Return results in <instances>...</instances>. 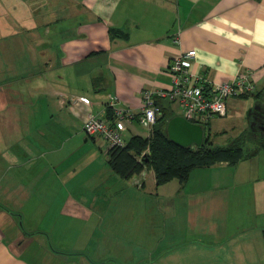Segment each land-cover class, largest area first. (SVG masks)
<instances>
[{
  "label": "crops",
  "instance_id": "crops-1",
  "mask_svg": "<svg viewBox=\"0 0 264 264\" xmlns=\"http://www.w3.org/2000/svg\"><path fill=\"white\" fill-rule=\"evenodd\" d=\"M75 2L80 19L68 23L32 7L18 18L24 32L0 47V264L149 262L156 252L143 250L141 225L130 230L115 218L116 203H136L145 189L112 170L108 143L83 131L88 116L109 119L112 104L138 114L143 92L168 90L170 63L193 49L201 77L220 84L250 73L264 87V0ZM239 98L227 101V112ZM191 179L178 182L194 199L201 192ZM171 212L172 227L181 228ZM206 236L188 235L189 249L198 262L221 263L200 244Z\"/></svg>",
  "mask_w": 264,
  "mask_h": 264
},
{
  "label": "rangeland",
  "instance_id": "rangeland-1",
  "mask_svg": "<svg viewBox=\"0 0 264 264\" xmlns=\"http://www.w3.org/2000/svg\"><path fill=\"white\" fill-rule=\"evenodd\" d=\"M75 1L15 0L16 9L13 12L12 0H0V47L6 48L3 44L9 41L13 44L14 34L24 32L23 22L18 24V18L32 14V7L37 9L38 16H64L61 17L64 23L73 18L80 19L82 11ZM250 104L252 100L248 102L239 98L228 112L211 120L205 128L212 146H232L244 135L249 125ZM124 125L126 143L134 136L145 138L149 135L148 128L138 120H125ZM154 175V171L148 169L145 187L140 188L134 178L127 180L119 177L127 180L132 188H144L145 193L136 203L115 205L120 208L115 212L119 225L130 230L134 224L141 225L143 250L151 247L156 252L149 262L144 261L143 264H206L197 261L199 253L189 249L193 245L188 243V235L203 232L207 236L200 244L202 247L207 244L209 255L218 252L221 262L218 264H264V152L236 164L217 163L191 174L192 191L198 188L201 192L194 199L185 198V188L177 179L158 186ZM78 191L82 193L80 187ZM172 210L181 221V228L172 227L169 220V216L174 215ZM46 217H40L42 224L49 221L50 217ZM152 221L156 224L154 229ZM214 245L217 247L213 248ZM176 256H179L180 262Z\"/></svg>",
  "mask_w": 264,
  "mask_h": 264
},
{
  "label": "trees",
  "instance_id": "trees-1",
  "mask_svg": "<svg viewBox=\"0 0 264 264\" xmlns=\"http://www.w3.org/2000/svg\"><path fill=\"white\" fill-rule=\"evenodd\" d=\"M249 96L252 98L248 114L249 125L244 135L232 146H212L207 130L201 147H182L174 143L169 139L166 127L171 118L181 113L173 110L171 102L163 105L162 101L158 100L162 114L149 135L145 138L134 136L124 146L111 147L108 163L119 177L127 180L142 174L146 169H152L158 186L174 179L184 186L192 172L197 169L212 167L217 163L236 164L241 160L253 158L264 152V87L240 98ZM108 113L109 119L114 122V111L109 108ZM211 120L203 126H209ZM245 140L246 143H243ZM147 151L149 153H145ZM140 156L142 161L139 160ZM142 186H145V182Z\"/></svg>",
  "mask_w": 264,
  "mask_h": 264
},
{
  "label": "built area",
  "instance_id": "built-area-1",
  "mask_svg": "<svg viewBox=\"0 0 264 264\" xmlns=\"http://www.w3.org/2000/svg\"><path fill=\"white\" fill-rule=\"evenodd\" d=\"M175 43L179 38L175 37ZM195 49L183 52L175 58L169 66L172 84L168 90H146L142 95V109L138 114L114 108L118 120L99 118L90 114L83 125V131L89 135L99 134L108 143L109 147L124 146L125 120H138L148 130H151L162 114L158 100H167L177 103L181 115L188 121L204 125L215 116H220L227 111V101L231 98L251 95L257 91V86L250 73H239L234 79L215 84L192 71L193 61L196 58ZM81 101L90 104L86 97ZM144 155V153H143ZM142 157L139 158L142 161ZM146 169L142 174L133 177L137 186H142L147 174Z\"/></svg>",
  "mask_w": 264,
  "mask_h": 264
},
{
  "label": "water",
  "instance_id": "water-1",
  "mask_svg": "<svg viewBox=\"0 0 264 264\" xmlns=\"http://www.w3.org/2000/svg\"><path fill=\"white\" fill-rule=\"evenodd\" d=\"M166 130L169 139L182 147H201L205 141V127L188 121L182 115L171 118Z\"/></svg>",
  "mask_w": 264,
  "mask_h": 264
}]
</instances>
